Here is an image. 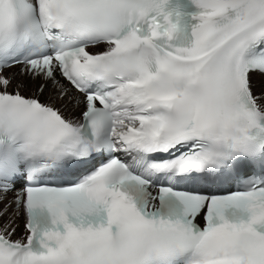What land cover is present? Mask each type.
Returning <instances> with one entry per match:
<instances>
[{"label":"snow or ice","instance_id":"snow-or-ice-1","mask_svg":"<svg viewBox=\"0 0 264 264\" xmlns=\"http://www.w3.org/2000/svg\"><path fill=\"white\" fill-rule=\"evenodd\" d=\"M187 4L0 0V264H264V0Z\"/></svg>","mask_w":264,"mask_h":264},{"label":"bare ground","instance_id":"bare-ground-1","mask_svg":"<svg viewBox=\"0 0 264 264\" xmlns=\"http://www.w3.org/2000/svg\"><path fill=\"white\" fill-rule=\"evenodd\" d=\"M29 83V86L31 87V82H28ZM12 197V194H9L7 199H11ZM24 222H25V216L21 213V215L19 216V219L17 221V223L20 225V227L17 229V232H16V236L19 237L23 234V225H24Z\"/></svg>","mask_w":264,"mask_h":264},{"label":"clouds","instance_id":"clouds-1","mask_svg":"<svg viewBox=\"0 0 264 264\" xmlns=\"http://www.w3.org/2000/svg\"><path fill=\"white\" fill-rule=\"evenodd\" d=\"M157 27H159V25H157ZM172 29L176 32H180L181 31V25H180V22L179 21H176L175 23H173L171 25ZM165 36H168L169 35V32L167 31V29L164 30V33H163Z\"/></svg>","mask_w":264,"mask_h":264}]
</instances>
